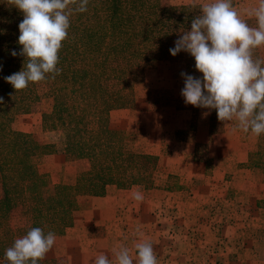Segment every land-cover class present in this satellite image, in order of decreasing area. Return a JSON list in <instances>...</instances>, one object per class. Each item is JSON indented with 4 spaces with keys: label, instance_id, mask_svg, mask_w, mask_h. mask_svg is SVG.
Instances as JSON below:
<instances>
[{
    "label": "trees",
    "instance_id": "obj_1",
    "mask_svg": "<svg viewBox=\"0 0 264 264\" xmlns=\"http://www.w3.org/2000/svg\"><path fill=\"white\" fill-rule=\"evenodd\" d=\"M200 5H171L161 0H89L87 11L71 17L68 38L59 52L60 74L45 82L30 83L15 91L5 77L22 69L18 25L22 13L10 0H0V260L5 250L31 227L53 231L57 238L73 224L80 197H100L106 185L119 190L151 189L158 175V157L131 129L112 130L108 114L134 104L137 70L166 65L201 78L194 58L175 56L169 49L179 35L190 30ZM259 58L257 50L254 53ZM26 63V61H25ZM48 104L40 114L43 133H59L64 162L74 165L69 182H53L49 173L30 162L35 155L52 154L53 142H35L16 131V115ZM200 108L189 110L193 118ZM192 119L189 127L192 129ZM208 132H223L215 110L209 111ZM200 145H195V149ZM205 157V156H204ZM198 159L204 158L199 157ZM244 167L264 178V134L256 137V150ZM173 177L168 176L167 180ZM264 214V200L256 203ZM18 209L26 225L13 228L10 213ZM40 264H67L64 258L46 257Z\"/></svg>",
    "mask_w": 264,
    "mask_h": 264
},
{
    "label": "clouds",
    "instance_id": "obj_2",
    "mask_svg": "<svg viewBox=\"0 0 264 264\" xmlns=\"http://www.w3.org/2000/svg\"><path fill=\"white\" fill-rule=\"evenodd\" d=\"M10 2L23 15L18 25L20 51L13 50L11 55L23 57L24 62L20 71L5 80L19 91L30 83L45 82L60 74L59 52L68 38L71 17L86 12L89 0ZM249 15L256 26L242 18L233 0H204L199 14L191 19L190 30L179 35L169 53H188L194 58L195 70L202 74L197 78L180 73L184 81L180 95L185 104L215 110L219 121L236 122L234 131L259 137L264 134V60L254 53L264 47V0H258ZM132 198L143 201L139 186ZM56 240L53 231L45 233L41 227H31L5 250V259L8 264H40ZM113 255L114 260L101 252L92 264H134V257L136 264H159L147 239L137 240L132 249L121 244Z\"/></svg>",
    "mask_w": 264,
    "mask_h": 264
},
{
    "label": "crops",
    "instance_id": "obj_3",
    "mask_svg": "<svg viewBox=\"0 0 264 264\" xmlns=\"http://www.w3.org/2000/svg\"><path fill=\"white\" fill-rule=\"evenodd\" d=\"M193 1L175 0V5H187ZM257 4L258 0H233V5L241 13L242 18L251 26H254L252 20L255 19L249 15V12ZM256 50L259 57H263L261 54H264V47ZM162 73L173 77L171 72ZM171 78L170 80H172ZM175 80L180 83L183 79L179 77L173 79V81ZM187 109L189 108L183 107L176 111L177 113L186 112ZM123 112L124 110L111 111L109 116L115 117ZM111 122L122 124V121L117 119ZM111 122H109V128H113L110 126ZM167 126L165 125L163 128L160 126L155 132H152L153 135L151 134L149 141L126 126L119 125V127L113 128L115 130L131 129L142 139L149 150L158 157L156 167L158 177L153 181L151 189L142 191L144 194L142 202H137L132 198V193L136 190H119L115 185H106L104 193L100 197L78 198L77 210L73 214V224L65 228L63 235L57 238L55 245L46 257L64 258L67 264H92L95 256L101 252L107 254L109 259L114 260V250L121 244L132 249L137 240L151 238L149 241L154 247L153 240L155 236L157 237L154 225H158L164 220L159 217V208L165 204L169 210V216L165 219L169 220V224L177 223V219L180 218H184L190 223L191 220L201 222L202 219H199L201 212L198 209L202 208L205 200L193 194V191H198L194 187L200 185L198 179L201 181L200 191L209 190L202 186L209 173L206 172L205 160L196 157L194 146L198 142L204 143V140L208 139L207 129L205 138L197 141L193 138V131L188 127V124L179 128L175 127L173 123L174 127L172 126L170 130L166 129ZM222 126L223 132L215 137L211 136L212 141L208 146L209 149L215 148L214 152H209L208 158L211 159L213 155L216 159L219 158L220 163L216 166L217 171L215 172V212L219 210L215 213V223L219 222L222 217H242L245 223L242 225L244 232H240L241 235L246 232H251L248 235L253 233L264 249V234H255L261 233L260 230L264 229V214L256 206L257 201L264 200V184L253 182L251 177L263 179L261 175L244 167L247 156L256 150V136L251 132L234 131L235 121L222 122ZM167 132H169V139L164 138V133ZM218 171H220V178L216 177L219 174ZM224 173L229 175L228 182L223 180ZM73 175L74 165L64 162L60 155L59 176L64 179L59 182H69ZM168 176L173 179L167 180ZM164 189H168L167 192H169L166 202H162L160 199L162 197L160 194L164 192ZM210 189L212 188L210 187ZM218 197L221 198V202L218 200V206H222L221 209L216 203ZM225 212L227 217H225ZM150 217L151 219H149ZM152 221L153 224L150 223ZM249 227H254L257 232L250 231ZM138 229L139 231H137ZM174 236L169 234L171 238ZM154 250L156 252V247ZM134 264H136L135 257Z\"/></svg>",
    "mask_w": 264,
    "mask_h": 264
},
{
    "label": "rangeland",
    "instance_id": "obj_4",
    "mask_svg": "<svg viewBox=\"0 0 264 264\" xmlns=\"http://www.w3.org/2000/svg\"><path fill=\"white\" fill-rule=\"evenodd\" d=\"M161 1L171 5L176 3L175 0ZM203 2L204 0H194L187 5L195 4L201 6ZM252 24L256 26L255 20H252ZM261 55L263 57H259V59L264 60V54ZM162 72H171L173 77L171 78L168 74ZM181 72L183 70L180 68H168L166 65L155 70H137L134 77L135 94L133 106L130 109H117L124 110V112L115 117L113 115L109 116L111 111L108 114V126L109 122L115 119L120 120L122 124L111 122L110 126L113 128L119 127V125L122 127L126 126L133 129L137 134L144 136L148 141L151 140L152 132H155L160 126L163 128L168 125L166 129L170 130L174 123L175 127L180 128L186 124L189 125L191 119V123H193L191 131H193L192 136L195 140L201 141L205 138L204 135L207 129L208 139H205L204 143L198 142L197 145H200V147L194 149L196 157L204 158L206 172L209 173L206 181L203 182L204 185H202L209 190L204 191L203 189L200 191L201 181L198 179V184L200 185L194 186L198 191H193V194L205 200L202 208L198 209L201 212L199 219L202 220L201 222L191 220L192 222L190 223L186 219L180 218L177 219V223L169 224V220L165 219L169 216L166 204L159 208V217L164 220L160 224L154 225L157 237L155 236L153 240L159 264H264V249L261 247L258 238L253 233L248 235L251 232H246L244 235L240 233L244 232L242 225L245 222H243L242 217H222L220 219L221 222L215 223V213L219 211L216 210L215 212V172L217 171L216 166L220 163L219 158L216 159L213 155L211 159L208 158L209 152L215 151V148L209 149L208 146L212 141L210 137H215L219 133L209 134L208 132V109H198L194 118L189 110L177 113L176 110L179 108L190 109L193 107L185 104L184 99L180 95L184 81L182 80L180 83L177 80L173 81V79L182 78ZM180 105L186 106L181 107ZM46 109H48V104L42 103L31 107L28 113L16 115L12 122V128L29 134L35 142L55 143L56 150L54 153L32 156L30 162L38 167L40 171L49 173L53 182H59V180L64 179L59 176V156L61 155L59 133H43L41 131L40 114ZM113 128L110 129L115 130ZM164 134V138L169 139V132ZM194 172L196 171L194 170ZM218 172L219 174L216 177L220 178V171ZM223 176V180L228 182L230 179L228 178V173H224ZM251 179L255 183L262 182L264 184L263 177V180L255 179V177H251ZM167 190L164 189L162 193L158 192L159 194L161 193L162 197L160 199H162V202H166L169 197ZM156 195L158 198L157 193ZM218 200L221 202V198H216L217 206ZM220 207L219 209H221ZM223 208L225 209L224 206ZM149 214L152 215L151 213ZM225 217H227V213ZM152 218L154 219V217ZM10 221L13 228L26 225V220L20 215L18 209L10 213ZM150 223L153 224L154 222ZM248 229L252 232H257L254 227H249ZM260 232L255 234H264V229L260 230ZM169 234L170 236H175L171 238ZM147 240H151V238ZM0 264H3L2 260H0Z\"/></svg>",
    "mask_w": 264,
    "mask_h": 264
}]
</instances>
